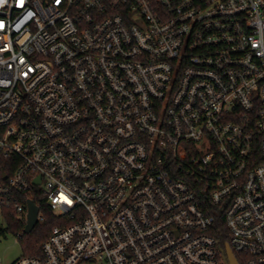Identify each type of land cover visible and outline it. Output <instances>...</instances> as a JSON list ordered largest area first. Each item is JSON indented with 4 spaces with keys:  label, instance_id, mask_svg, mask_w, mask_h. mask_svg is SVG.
<instances>
[{
    "label": "built area",
    "instance_id": "2783aa9c",
    "mask_svg": "<svg viewBox=\"0 0 264 264\" xmlns=\"http://www.w3.org/2000/svg\"><path fill=\"white\" fill-rule=\"evenodd\" d=\"M29 200L11 264H264V0H4L0 243Z\"/></svg>",
    "mask_w": 264,
    "mask_h": 264
},
{
    "label": "trees",
    "instance_id": "16d2710c",
    "mask_svg": "<svg viewBox=\"0 0 264 264\" xmlns=\"http://www.w3.org/2000/svg\"><path fill=\"white\" fill-rule=\"evenodd\" d=\"M214 209L215 208L210 202L204 203V210L207 211L208 214H214ZM43 212L46 217L45 224H38L31 232V234L24 239V244L26 245V248H24V250L26 255L40 256L42 243L46 241L52 229L58 224L56 218L52 216V213L48 208L44 209ZM12 222L14 223H10V232L17 234L24 231L26 226L24 217L17 216L13 218ZM227 229L228 228H226L224 224L223 215L220 214L217 217L216 225L210 234L216 237L220 241V244L223 245V247L227 246V244H229L230 242V235ZM236 258L240 264H244V259L242 258V256L236 254Z\"/></svg>",
    "mask_w": 264,
    "mask_h": 264
},
{
    "label": "rangeland",
    "instance_id": "374dc122",
    "mask_svg": "<svg viewBox=\"0 0 264 264\" xmlns=\"http://www.w3.org/2000/svg\"><path fill=\"white\" fill-rule=\"evenodd\" d=\"M0 254L3 256L5 264H11L20 259L25 254L24 239H18L16 236L10 234L7 240H3L0 243Z\"/></svg>",
    "mask_w": 264,
    "mask_h": 264
},
{
    "label": "water",
    "instance_id": "95a60500",
    "mask_svg": "<svg viewBox=\"0 0 264 264\" xmlns=\"http://www.w3.org/2000/svg\"><path fill=\"white\" fill-rule=\"evenodd\" d=\"M35 183H39V179H37L35 181ZM28 219H27V224L25 227V233L29 234L33 231V229L35 228L36 224H37V215L39 212V208L38 206L34 203V201L29 200L28 203ZM222 253H224L225 257V264H240L236 258V256L234 255V253L232 252L231 247L227 244V246H225L224 248L221 249Z\"/></svg>",
    "mask_w": 264,
    "mask_h": 264
},
{
    "label": "clouds",
    "instance_id": "9594fccd",
    "mask_svg": "<svg viewBox=\"0 0 264 264\" xmlns=\"http://www.w3.org/2000/svg\"><path fill=\"white\" fill-rule=\"evenodd\" d=\"M4 2V0H0V4H2Z\"/></svg>",
    "mask_w": 264,
    "mask_h": 264
},
{
    "label": "snow or ice",
    "instance_id": "6c2138e0",
    "mask_svg": "<svg viewBox=\"0 0 264 264\" xmlns=\"http://www.w3.org/2000/svg\"><path fill=\"white\" fill-rule=\"evenodd\" d=\"M24 0H20V3L23 4Z\"/></svg>",
    "mask_w": 264,
    "mask_h": 264
}]
</instances>
